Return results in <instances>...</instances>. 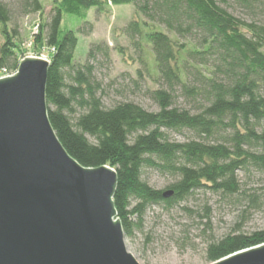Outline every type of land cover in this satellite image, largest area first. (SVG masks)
I'll return each mask as SVG.
<instances>
[{
	"label": "trees",
	"instance_id": "16d2710c",
	"mask_svg": "<svg viewBox=\"0 0 264 264\" xmlns=\"http://www.w3.org/2000/svg\"><path fill=\"white\" fill-rule=\"evenodd\" d=\"M124 4H132L135 15L122 33L156 84L144 89L155 111L132 101L105 106L95 71L111 64L109 45L91 44L80 63L72 61L75 31L59 38L63 14L81 19L79 31L88 34L91 8L101 13ZM17 6L21 15L43 11L40 0H17ZM51 11L33 46L36 53L53 49L45 87L48 119L80 165L115 170L113 202L124 238L142 230L150 207L169 208L201 190L264 207V184L248 192L238 176L254 170L264 178V0H53ZM11 19V6L0 0V69L16 71L24 53ZM115 49L124 56L123 47ZM172 133L189 136L174 140ZM146 170L175 178L166 189L172 195L164 198L166 190L151 187ZM263 242L264 229L244 233L237 227L208 241L205 259L211 263Z\"/></svg>",
	"mask_w": 264,
	"mask_h": 264
},
{
	"label": "water",
	"instance_id": "95a60500",
	"mask_svg": "<svg viewBox=\"0 0 264 264\" xmlns=\"http://www.w3.org/2000/svg\"><path fill=\"white\" fill-rule=\"evenodd\" d=\"M48 66L25 56L0 78V264H139L114 207L115 170L80 165L49 122ZM209 264H264V242Z\"/></svg>",
	"mask_w": 264,
	"mask_h": 264
},
{
	"label": "rangeland",
	"instance_id": "374dc122",
	"mask_svg": "<svg viewBox=\"0 0 264 264\" xmlns=\"http://www.w3.org/2000/svg\"><path fill=\"white\" fill-rule=\"evenodd\" d=\"M3 1L11 6L12 21L9 27L19 33L18 44L23 56L43 57L42 59L49 61L50 50L41 49L36 53L33 46L39 23L50 20L53 0H40L43 5L41 15H21L17 0ZM134 15L135 8L132 4L111 6L107 12L101 13L91 8L87 12L86 20L92 24V30L85 34L79 31L83 25L81 19L63 14L59 25V38L66 30L75 31L77 43L72 61L80 63L86 60L91 44L106 42L109 45L111 64L100 65L95 71L96 78L101 81L106 92L102 96L105 106L132 101L147 110L155 111L157 107L146 97L144 89L155 88L156 84L143 71L137 59V50L122 33V29ZM142 45L145 46V43L142 42ZM118 46L124 48V56L116 51L115 47ZM137 70L141 71V77ZM109 83L110 86L107 87ZM188 136V133L170 134L174 140H185ZM238 176L242 187L248 192L264 184V178L254 170L239 172ZM143 178L151 187L161 190H166L175 181L172 176L161 175L152 170H146ZM183 207L192 209L193 212L189 213ZM205 208L208 209V217L203 216L206 213ZM133 220H136V216H133ZM237 227L244 233L264 229V207L250 208L247 200L244 201L239 195L227 196L201 190L172 207H150L142 217V230L135 232L132 239L125 238V246L139 264H209L204 254L207 242L220 239Z\"/></svg>",
	"mask_w": 264,
	"mask_h": 264
},
{
	"label": "built area",
	"instance_id": "2783aa9c",
	"mask_svg": "<svg viewBox=\"0 0 264 264\" xmlns=\"http://www.w3.org/2000/svg\"><path fill=\"white\" fill-rule=\"evenodd\" d=\"M53 51V49L50 50V52ZM43 58V57H42ZM50 60V58H49ZM15 71H8L6 69H0V78L1 77H5V76H9V75H12Z\"/></svg>",
	"mask_w": 264,
	"mask_h": 264
}]
</instances>
